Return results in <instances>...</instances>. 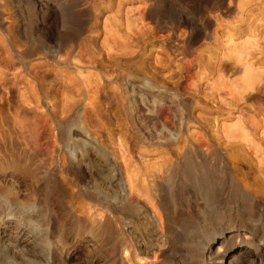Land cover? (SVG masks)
<instances>
[{
  "label": "rangeland",
  "instance_id": "rangeland-1",
  "mask_svg": "<svg viewBox=\"0 0 264 264\" xmlns=\"http://www.w3.org/2000/svg\"><path fill=\"white\" fill-rule=\"evenodd\" d=\"M40 1L0 0V139L48 167L65 153L55 123L83 127L97 153L136 169L133 199L160 224L153 234L135 206H95L76 184L89 173L66 162L70 190L1 173L6 189L38 196L54 264H201L200 246L226 231V258L264 252V0ZM160 125L172 140L156 141Z\"/></svg>",
  "mask_w": 264,
  "mask_h": 264
},
{
  "label": "bare ground",
  "instance_id": "bare-ground-1",
  "mask_svg": "<svg viewBox=\"0 0 264 264\" xmlns=\"http://www.w3.org/2000/svg\"><path fill=\"white\" fill-rule=\"evenodd\" d=\"M35 3L38 7H40L42 4L40 0H36ZM143 86H144V84H141L139 86V88H143ZM55 126L58 129H60V131H61L59 140H60V142H63V146L65 149L64 154H62L61 156H57L55 158H52L49 166L47 165L48 167H43V166L37 167L36 165H37L38 160L35 161L36 163L32 162V160H31L32 152L27 147V145H25V147L20 146V144L17 145L16 143H14L10 139L11 137L9 139H5V138L3 139L2 138V139H0V141L2 142V143H0V174L3 172L4 173L10 172L14 175L20 176L21 178L25 177V178H27L26 180L29 181V183L32 187H35L38 184V182L40 181V179H43L44 187H45L46 191L49 193L52 190H56V188H58V187H61V189H62V187L68 188L70 182L62 181V184H60L58 179L61 176L69 177L71 167H75V168H77V170H81L82 172L87 171V173H89V177H88L89 180H86L81 184L78 183V181L76 182V184H78L79 187L83 190L82 194H83L85 199H89V200L93 201V203L95 202L96 203V204H94L95 206L96 205L101 206V204H104L103 202H108V205L110 203V206H111V204L112 205H118V206L123 205V206L132 207V208H133V206H135L137 208L138 214L141 215V218L143 219V222L145 223L144 225H147V226L149 225V227L151 229L150 231H152L153 234L158 233V231H159L158 228H159L160 224H159V219H157L155 216V211H154L155 208L152 206H149L147 203H145L146 201H144V200H143L144 203H138L139 201L137 202L136 200L133 199V196H140L141 195L140 192L138 191V187H137V185L139 183L138 178L136 176L137 171L134 172L136 169H132L134 167L131 168V167H129L130 164L125 163L124 169L121 170L116 165V162L118 161L116 159L117 158L116 156H113L111 154L110 155H104L101 153H97L96 151H97L98 146H97L95 140L90 137V135L88 134V131H86V129H84L83 127H79V126H75V125L71 126L69 122H67V123L57 122V123H55ZM157 127H158V129H157ZM157 127H155L156 128V135H155L156 138L155 139L157 142L163 143V142H167V141L173 139V137H172L173 134L170 130H168L167 128H165L162 125L157 126ZM6 134L8 135V133H6ZM229 134H230V132L227 133V139H228V136H230ZM260 135H262V136L259 139L262 138L261 141L264 143V131ZM1 137H3V135ZM4 137H5V135H4ZM6 138H7V136H6ZM12 139H13V137H12ZM253 146H254V144H253ZM255 147H256V145H255ZM254 151H257V150H254ZM199 157H200L201 162H202L201 164H203L204 166H208V165L210 166L211 161L214 160V159H211L210 156L206 152L202 153ZM37 158H39V157H37ZM122 160H123V158H122ZM65 162L69 163L68 165H70V168L68 166L65 167L66 166V165H64ZM90 164H92L91 167H90ZM211 165H213V164H211ZM147 173H149V172H147ZM7 174H9V173H7ZM0 177H1V175H0ZM141 177L142 176H140L139 181H141L143 183L144 181L141 180L142 179ZM142 185L144 187H147L146 185H144V183ZM108 189H113L114 192L116 193L117 197H110L108 195V193L106 192V190H108ZM146 189H148V188H146ZM142 190L143 189L141 188V191ZM148 192L149 191L147 190V194H148ZM4 193H10L11 194V198H12L13 203H16L18 200L29 199L33 195L38 197L35 194V192H30V193L28 192L29 194L27 196L20 197L19 192L6 189L4 186L1 185V182H0V194H4ZM138 194H140V195H138ZM76 197H77V194H75V193L72 196L68 195V197H67L68 199L67 198L66 199H67V203H68L69 207L75 206V204H73V202H74V199ZM151 197H152V195H151ZM151 197H149V198H151ZM145 200H146V198H145ZM149 200H148L149 202H151V201L153 202V200H151V199H149ZM44 206H46V204ZM102 206H107V205H102ZM40 209H41V204H40ZM100 212H97L96 215L93 213L91 215H89L90 217L92 216L91 219L90 218L89 219L91 221L93 220L92 221L93 224L95 221V223L96 222L98 223V226L102 225L100 223V221L103 219V215ZM37 216H38V213L36 216H34V218H37ZM91 225H92V223H91ZM147 226H145V227H147ZM13 228H14V225L11 221H6L2 225H0V238L7 237L12 232ZM95 229H98V227L96 226ZM108 230H110V228H108ZM111 230H112V228H111ZM102 231L100 230V233ZM231 232H233V231H226V233L221 234L220 237L213 238L209 242H205L202 246H200L201 249L197 248L198 250H200L198 252L200 254H202V256H203L202 261H204V262L201 264H244V263L255 264V262L256 263L258 262V264L264 263V252L261 253L260 251H258L259 250L258 248H257L258 250L256 251V250H253V249L251 250L247 247H244V248L238 249V251L234 252L233 254H231L229 257L226 258L225 255L222 253L221 249L224 246V244L226 243V240H228L229 234ZM109 233H110V231H109ZM109 237H107V239ZM113 237L114 236H112V239H113ZM95 238H97V237H95ZM91 239H92V237H91ZM250 239H251V235L249 233L248 234H246L244 232L242 233L243 243L249 244L248 242ZM141 240H143V239H141ZM161 242L162 241H159V243H161ZM146 244L147 243L144 240V241L139 242L138 246L143 247L142 249L146 252V248H148V245H146ZM119 245L122 246V244H119ZM158 245H160V244H158ZM125 246H126V244H125ZM125 246L121 247V249H122L121 252L123 254L126 253L125 251L127 250L126 249L127 247H125ZM127 246H129V245H127ZM200 257L201 256H199V258Z\"/></svg>",
  "mask_w": 264,
  "mask_h": 264
},
{
  "label": "clouds",
  "instance_id": "clouds-1",
  "mask_svg": "<svg viewBox=\"0 0 264 264\" xmlns=\"http://www.w3.org/2000/svg\"><path fill=\"white\" fill-rule=\"evenodd\" d=\"M39 212L34 195L13 203L10 193L0 194V225L6 221L14 225L7 237L0 238V264H54L59 248L49 235L50 226L33 218Z\"/></svg>",
  "mask_w": 264,
  "mask_h": 264
}]
</instances>
